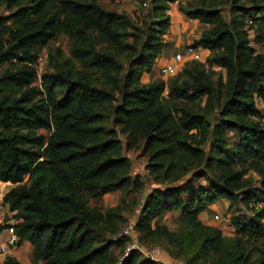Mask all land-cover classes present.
Instances as JSON below:
<instances>
[{
    "label": "trees",
    "instance_id": "obj_1",
    "mask_svg": "<svg viewBox=\"0 0 264 264\" xmlns=\"http://www.w3.org/2000/svg\"><path fill=\"white\" fill-rule=\"evenodd\" d=\"M54 1L37 0L28 14L20 12L17 33H8L11 40L0 26V185H15L3 203L15 213L12 230L18 246H31V264H162L137 250L124 255L126 238L116 237L112 211L88 206L89 199L111 189L142 187L131 180L118 134L125 137L127 151L142 144L147 175L154 184L166 186L145 198L134 227L137 236L166 239L171 233L153 229L152 221L179 211L180 245L194 249L187 264L196 259L206 263L208 252L217 256L213 264H264V128L256 105V100L264 104V53H255L251 46L264 44V0L249 7L239 5L240 0H190L186 8L181 5L183 16L209 27L193 46L209 51L210 68L225 71V79L213 83V71L193 62L169 85L137 81L150 74L161 57L170 28L165 12L172 0H149L153 20L144 31L125 15L106 12L97 0H57L62 15H49ZM225 5L229 21L220 11ZM128 27L134 31L129 45ZM55 33L70 37L71 55L80 70L43 76L41 93L31 87L36 79L31 50ZM111 49L130 58L121 85L120 65ZM98 73L106 79L100 87L92 79ZM116 89L119 103L111 109L112 128L107 130L102 110ZM203 97L206 105L199 115L189 105ZM52 127L55 131L42 149L36 131ZM229 132L238 135L232 145ZM249 172L258 175L259 187L246 177ZM189 173L206 177L208 187L190 191L189 182L178 185ZM25 176L32 178L28 186L23 185ZM220 198L230 207L261 206L251 210V218L232 221L233 239L198 220ZM93 234L103 240L97 243ZM3 264L19 262L5 257Z\"/></svg>",
    "mask_w": 264,
    "mask_h": 264
},
{
    "label": "rangeland",
    "instance_id": "obj_2",
    "mask_svg": "<svg viewBox=\"0 0 264 264\" xmlns=\"http://www.w3.org/2000/svg\"><path fill=\"white\" fill-rule=\"evenodd\" d=\"M37 0H0V26L1 29L6 33V40H11L10 36L8 38V33L11 32L12 35L16 34L18 31V22L16 17L20 14V12H25L28 14L33 6L35 5ZM65 1V0H63ZM69 1V0H67ZM195 1V0H194ZM193 1V2H194ZM223 1V0H221ZM149 0H114V2L109 3L105 0H97L96 4L104 9L106 12H114L117 14H123L128 19L130 24L140 29L141 31L145 30V25H149L153 20L150 17V4H148ZM192 2V3H193ZM258 2L257 0H240L239 5L249 7L252 3ZM146 4V6H145ZM188 5V4H187ZM187 5H182L181 7L186 8ZM62 3L60 1H54L53 8L49 12V15H54L56 13H60L62 15ZM221 14L226 21H229V7L227 5L220 7ZM179 12V10H178ZM180 13V12H179ZM181 14V13H180ZM176 13H173L170 18V28L167 32V35L164 36L163 41L165 42L164 50L161 54L162 59H168L171 55L176 52H182L183 48L188 44L192 43L200 37L203 31H206L209 27L203 26L200 23L198 25L189 26L187 25V19L185 16V23L180 24L176 20ZM176 17V18H175ZM133 29L131 27L127 28L126 40L125 42L129 45L132 43V35ZM180 36L179 41L177 42V37ZM172 36V39H171ZM250 39H252L250 37ZM9 44L10 41H9ZM5 46L7 47V42H5ZM252 48L255 53L262 54L264 53V44L263 45H255L251 43ZM71 40L68 35L65 33H55L54 36L47 40L46 42H42L37 44L31 50V65L36 71V79L32 83L31 87L35 90L43 93L42 86V78L43 76L53 75L56 71H79L80 66L76 61L72 58L71 55ZM96 49H102L101 47H96ZM110 53H113L118 64L120 65L119 76L120 79L118 85L122 84L123 77L126 74L128 63L130 58L128 55L119 52V50H109ZM210 58V54L204 60V63H199L204 66L206 70H209L210 63H208ZM197 63V62H196ZM159 61L153 65L152 71L150 74H142L139 80L137 81L140 85H146L153 81H164L168 83L171 80H175L180 77V73L172 78H163L159 75L158 70ZM213 71V74L210 75L212 82L216 83L221 79H225V71L215 66L210 68ZM1 72V69H0ZM102 74H94L93 84L97 87H100L102 83L106 80L103 78ZM57 98L61 99V90L58 89ZM44 95V94H43ZM205 97H203L199 102H196L194 106L189 105L190 107H196V112L199 115H203L204 106L206 105ZM218 102H215V109L219 103V99L216 98ZM119 103V94L118 90H113L112 97L108 104L102 110V114L104 115L105 121L104 125L107 130L112 128V121L110 117L111 109ZM257 108L260 111V116H258L261 125L264 128V104L259 100H256ZM211 116H209V119ZM117 129V128H116ZM55 129L52 127L50 129H39L36 131V134L43 139V148L47 146V141L54 133ZM119 139L123 144V156L128 159L129 162V175L131 180L138 181L142 183V187L129 185L123 190L111 189L104 193L97 199H89L88 206L90 208L98 207L103 213L107 211H112V216L114 217V223L118 228L116 233V237H119V234L125 229L130 228L131 233L126 238V247L135 243L136 246L141 250V254L154 259L156 263H158L157 256L160 253L166 254L170 259L178 260L183 262V264H187V259L192 257L194 249H190V246L187 244L184 248L181 247L180 242L182 239V224L178 220L180 217V212H170L163 216H161L158 220L152 221V228L160 227L161 229H166L171 233L169 237L161 238L155 236L152 239H141L140 236H137V233L134 230L135 223L137 222L142 208L145 198L148 194H150L153 189H165V185H157L154 184L152 178L147 175L145 165L147 164V154L142 150V144L133 151H127L125 149L126 139L123 135L118 134ZM238 135L235 132H229L227 139L228 144L232 145L235 141H237ZM207 149V146L205 147ZM194 173H189L178 183V185H184L186 183H190V191L198 190L202 187H208V182L206 177L193 178ZM253 183L254 187L260 186V179L257 174L253 172H249L247 176ZM31 176H25L23 185H29L31 183ZM175 187L177 185H174ZM15 185L11 184H2L0 185V217L2 218V222L0 224L5 225L6 222H10L11 224L16 223L13 216L15 213L9 211L8 206L3 203V197L12 189ZM171 187V186H170ZM189 191V192H190ZM187 192V193H189ZM188 195V194H187ZM260 205L255 207L244 208L241 205H235L230 207L229 202L224 199H218L213 205L208 206L205 211H203L199 216L198 220L204 226H209L214 229H218L221 232V235L225 239H233L235 237V230L232 226V221L234 219L242 220L248 219L253 216V212L251 210H256L260 208ZM2 215V216H1ZM215 216L219 217V220H215ZM157 225V226H156ZM4 228V226H3ZM2 228V229H3ZM1 230V228H0ZM107 235H104L106 237ZM93 238L95 241H102L103 236L101 234H93ZM108 237V236H107ZM98 243V242H97ZM100 244H103L99 242ZM98 244V245H100ZM181 250V252H179ZM138 251V250H137ZM114 252L117 253L118 250L114 249ZM8 253V252H7ZM6 253V254H7ZM145 253V254H143ZM176 253H180L176 255ZM151 257H150V256ZM217 261V256L213 255L211 252L207 254V261L205 263L204 259H196L194 264H213Z\"/></svg>",
    "mask_w": 264,
    "mask_h": 264
},
{
    "label": "built area",
    "instance_id": "obj_3",
    "mask_svg": "<svg viewBox=\"0 0 264 264\" xmlns=\"http://www.w3.org/2000/svg\"><path fill=\"white\" fill-rule=\"evenodd\" d=\"M187 1L190 0H172L168 3V9L166 10L165 14L169 17L172 16L173 13H179V7L181 5H185ZM149 4V3H148ZM146 6V4H145ZM248 23H251L250 21ZM199 22L195 19H187V25L194 26L198 25ZM249 37H252V32L249 31ZM180 39V36L178 37ZM209 51L205 50L201 47L193 46L192 43L185 46L182 50V52H176L173 55H171L168 59H162L158 58L156 62L159 61L158 70L159 75L163 78H172L176 76L178 73H180L188 64L193 62H199L204 63V60L208 57ZM166 95V91L163 94ZM215 220H219L218 216L214 217ZM11 224L7 228V234L9 235L8 242L5 244H0V255H5L9 250H11L13 247L18 245V239L15 236L13 230H12ZM131 233L130 228L125 229V232H121L119 234V237H127ZM132 250H139V248L136 246L135 243H132L128 247L125 248L124 255H127L128 252ZM145 254V253H143ZM150 256V255H149ZM151 257V256H150ZM154 260V259H152Z\"/></svg>",
    "mask_w": 264,
    "mask_h": 264
},
{
    "label": "crops",
    "instance_id": "obj_4",
    "mask_svg": "<svg viewBox=\"0 0 264 264\" xmlns=\"http://www.w3.org/2000/svg\"><path fill=\"white\" fill-rule=\"evenodd\" d=\"M177 21L179 22V27L181 26L180 24L185 23V17L180 14L177 13L176 14ZM178 38L177 35H174ZM172 39V36H171ZM179 41V39H177V42ZM257 105V103H256ZM7 185V184H5ZM2 216V215H1ZM201 216V215H200ZM2 222V218L0 217V223ZM11 225L10 222H6L5 225L0 224V244H5L8 242L9 239V235L7 234V228ZM4 226V228H3ZM3 228V229H2ZM6 256L15 258L19 264H31L32 263V259H31V246L29 243L27 242H22L19 246L16 245L15 247H13L11 250L8 251L7 254L5 255H0V264H3V261L5 259ZM158 259V262L162 263V264H183V262L178 261V260H174V259H170L166 254L164 253H160L159 256L156 257ZM37 264H43L42 262H39Z\"/></svg>",
    "mask_w": 264,
    "mask_h": 264
},
{
    "label": "water",
    "instance_id": "obj_5",
    "mask_svg": "<svg viewBox=\"0 0 264 264\" xmlns=\"http://www.w3.org/2000/svg\"><path fill=\"white\" fill-rule=\"evenodd\" d=\"M6 257H9V256H6Z\"/></svg>",
    "mask_w": 264,
    "mask_h": 264
}]
</instances>
